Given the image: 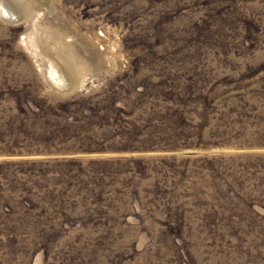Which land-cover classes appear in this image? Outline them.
<instances>
[{"label": "rangeland", "instance_id": "obj_1", "mask_svg": "<svg viewBox=\"0 0 264 264\" xmlns=\"http://www.w3.org/2000/svg\"><path fill=\"white\" fill-rule=\"evenodd\" d=\"M0 264H264V0H0Z\"/></svg>", "mask_w": 264, "mask_h": 264}]
</instances>
